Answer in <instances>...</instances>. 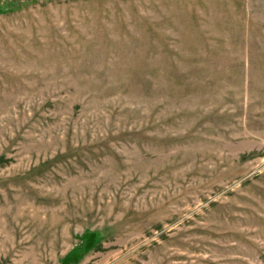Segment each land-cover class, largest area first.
Instances as JSON below:
<instances>
[{"label": "rangeland", "instance_id": "rangeland-1", "mask_svg": "<svg viewBox=\"0 0 264 264\" xmlns=\"http://www.w3.org/2000/svg\"><path fill=\"white\" fill-rule=\"evenodd\" d=\"M0 264H264V0H0Z\"/></svg>", "mask_w": 264, "mask_h": 264}]
</instances>
